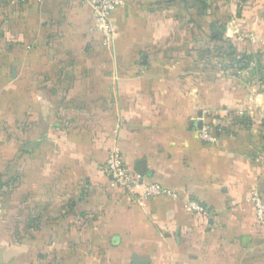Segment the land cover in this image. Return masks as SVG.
<instances>
[{
	"label": "crops",
	"instance_id": "0c3cea01",
	"mask_svg": "<svg viewBox=\"0 0 264 264\" xmlns=\"http://www.w3.org/2000/svg\"><path fill=\"white\" fill-rule=\"evenodd\" d=\"M9 1H0V175L11 179L0 193V247H14L1 260L264 264V225L251 205L253 191L264 194L255 69L264 65V0H200L205 15L194 21L179 0H123L109 46L81 0ZM211 14L225 39L256 56L233 78L224 58L206 55ZM116 148L170 193L117 188L103 172Z\"/></svg>",
	"mask_w": 264,
	"mask_h": 264
},
{
	"label": "built area",
	"instance_id": "2783aa9c",
	"mask_svg": "<svg viewBox=\"0 0 264 264\" xmlns=\"http://www.w3.org/2000/svg\"><path fill=\"white\" fill-rule=\"evenodd\" d=\"M93 8L94 23L96 29L104 36L106 45H111L116 36L114 24L111 21V15L120 6H124L123 0H82ZM202 138L207 142L216 141V137L209 132V127H203L201 130ZM103 172L109 177L112 183L126 193L136 195L147 199L163 196L169 191L165 190L160 184H150L145 182L139 175L131 171L126 163V158L118 148L114 149L103 167ZM251 205L253 207L256 219L259 224L264 225V194L255 190L251 193ZM190 210L203 213L204 209L197 203L189 204Z\"/></svg>",
	"mask_w": 264,
	"mask_h": 264
},
{
	"label": "trees",
	"instance_id": "16d2710c",
	"mask_svg": "<svg viewBox=\"0 0 264 264\" xmlns=\"http://www.w3.org/2000/svg\"><path fill=\"white\" fill-rule=\"evenodd\" d=\"M1 1V0H0ZM2 6H12L11 3L13 1L9 0H2ZM29 0H17L14 2V6L18 5L19 7H24ZM181 4L187 5L188 9L193 8L195 12L189 13L191 20L194 21L195 16L201 15V13L206 9V5L202 3L200 0H179ZM205 15L204 13H202ZM195 15V16H194ZM1 19V18H0ZM6 20H0V39L5 37V30L2 28L3 23ZM210 31L208 34L209 40L215 43V48L213 50L207 51L206 55L215 59H222L224 58L226 61L225 64V71L228 75L233 78L234 76H238L241 71L247 69L251 63L256 59V56L253 53H243L239 48L238 44L234 39H225L224 38V28L221 26L217 19L215 18L214 14L210 15ZM242 119H247L246 117H242ZM11 181L8 178L7 181L3 179V176L0 175V193L1 189L3 188L4 183Z\"/></svg>",
	"mask_w": 264,
	"mask_h": 264
},
{
	"label": "rangeland",
	"instance_id": "374dc122",
	"mask_svg": "<svg viewBox=\"0 0 264 264\" xmlns=\"http://www.w3.org/2000/svg\"><path fill=\"white\" fill-rule=\"evenodd\" d=\"M82 1V0H81ZM248 2H251L252 3V1L251 0H249ZM253 32L254 33H256L257 34V36H260L263 32L260 30L259 31V29H254L253 30ZM252 38H254V37H252ZM245 39V38H244ZM246 40V39H245ZM251 42H253V43H257V42H254L253 41V39H252V41ZM258 46H259V48H262L261 47V43H260V45L258 44ZM262 66V67H261ZM261 66H259V65H257L256 67H255V69H257L258 70V72L256 73V75H257V77H256V79H258V81L256 82V83H258V85H264V76H263V73H264V65H261ZM263 72V73H262ZM250 75V74H249ZM248 75V76H249ZM247 76V79L246 80H248V81H252L253 80V78H251V76H249L248 77ZM241 116H244V117H246L247 119L246 120H249V118L247 117V116H245V115H240V116H236V115H234L233 114V116H229V118H228V120H245V119H242L241 118ZM227 119V118H226ZM7 245V246H6ZM6 245H2L1 247H0V256H1V251H3V249L5 248L7 251L6 252H8V251H11L12 249H13V247L14 246H12V244H6ZM5 252V253H6ZM5 253H4V255H5ZM12 254L10 253L9 254V252L7 253V255L5 256L6 257V259L8 260L9 259V257L11 256ZM6 260V261H7ZM6 261H4V262H6ZM2 260H1V257H0V264H5Z\"/></svg>",
	"mask_w": 264,
	"mask_h": 264
},
{
	"label": "water",
	"instance_id": "95a60500",
	"mask_svg": "<svg viewBox=\"0 0 264 264\" xmlns=\"http://www.w3.org/2000/svg\"><path fill=\"white\" fill-rule=\"evenodd\" d=\"M200 129L202 128V124H200ZM143 175V172H141ZM133 264H148L145 260H138L137 258L134 259Z\"/></svg>",
	"mask_w": 264,
	"mask_h": 264
}]
</instances>
